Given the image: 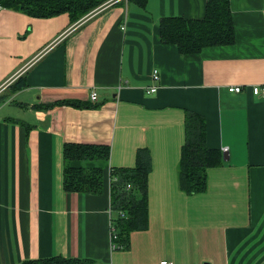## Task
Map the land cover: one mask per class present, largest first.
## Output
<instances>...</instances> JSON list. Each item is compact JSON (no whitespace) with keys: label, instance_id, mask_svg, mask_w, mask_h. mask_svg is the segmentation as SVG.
<instances>
[{"label":"crops","instance_id":"crops-1","mask_svg":"<svg viewBox=\"0 0 264 264\" xmlns=\"http://www.w3.org/2000/svg\"><path fill=\"white\" fill-rule=\"evenodd\" d=\"M145 3L114 0L75 23L0 9V264H264V98L251 91L264 85V0H229L234 43L186 56L157 27L201 19L206 0ZM185 111L204 118L206 147L222 155L191 196L176 182ZM71 143L108 147L100 194L62 188ZM142 147L147 224L121 247L108 171L134 166Z\"/></svg>","mask_w":264,"mask_h":264},{"label":"trees","instance_id":"trees-1","mask_svg":"<svg viewBox=\"0 0 264 264\" xmlns=\"http://www.w3.org/2000/svg\"><path fill=\"white\" fill-rule=\"evenodd\" d=\"M114 0H0L1 9L24 12L35 18H49L66 14L70 22H80ZM143 8L146 0H127ZM113 5V4H112ZM229 0H206L201 19L164 17L157 27L160 43L176 48L179 55H193L208 46L232 45L235 39ZM79 109H97L100 104L67 102ZM184 138L179 153L177 185L186 196L198 195L206 189V172L222 164V155L206 147L205 121L201 115L185 111ZM148 151L138 149L134 166L110 169L111 207L116 211L112 219L114 239L118 246H127L130 231H142L147 224V186L151 168ZM109 149L102 145L64 144L62 161L63 184L66 192L100 194L105 182L104 169ZM129 186V189H126ZM124 212L126 217L120 213ZM19 264H84L78 259L58 256L46 259L24 260Z\"/></svg>","mask_w":264,"mask_h":264},{"label":"built area","instance_id":"built-area-1","mask_svg":"<svg viewBox=\"0 0 264 264\" xmlns=\"http://www.w3.org/2000/svg\"><path fill=\"white\" fill-rule=\"evenodd\" d=\"M157 78H158V75H157L156 71L153 70L152 71V80L154 79V81H155V80H157ZM154 91H156V88L153 86V87L149 88L148 90H146V93H153ZM228 91L230 93H238V92L240 93L241 87H239V85H237V86H229L228 87ZM251 91H252L253 96L264 98V85H261V86H257V85L253 86L252 85L251 86ZM95 99H96V93H95V91H91L90 94H89V99L88 100L90 102H94ZM225 151H226V149H223L222 152L224 153ZM159 264H173V262L172 261H167V260H163V261L160 260Z\"/></svg>","mask_w":264,"mask_h":264}]
</instances>
